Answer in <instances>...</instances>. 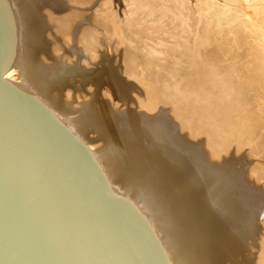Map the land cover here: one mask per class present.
<instances>
[{
	"label": "bare ground",
	"instance_id": "obj_1",
	"mask_svg": "<svg viewBox=\"0 0 264 264\" xmlns=\"http://www.w3.org/2000/svg\"><path fill=\"white\" fill-rule=\"evenodd\" d=\"M7 1L16 41L4 76L41 100L95 156L111 191L149 223L166 264H264V187L255 177L260 165L247 168L241 157L231 159L222 115V108L248 113L250 98H264V0L133 4L145 13L130 16L128 9V28L143 17L157 30L172 26V46L187 56L188 72L164 79L147 76L146 65L134 61L138 46L122 34L120 20L115 28L103 21V32L88 35L89 10L55 12L53 20L55 1ZM113 1L120 4H104ZM61 20L70 30L58 50L75 53L62 57L53 48L56 58L48 62L37 42L50 31L58 36L53 24ZM81 40L91 54L86 62ZM243 43L244 60L225 71L212 50L223 45L232 52ZM144 49L148 66L161 51ZM225 98L231 102L222 107Z\"/></svg>",
	"mask_w": 264,
	"mask_h": 264
},
{
	"label": "water",
	"instance_id": "obj_2",
	"mask_svg": "<svg viewBox=\"0 0 264 264\" xmlns=\"http://www.w3.org/2000/svg\"><path fill=\"white\" fill-rule=\"evenodd\" d=\"M15 32L0 0V264H166L149 223L95 156L10 83Z\"/></svg>",
	"mask_w": 264,
	"mask_h": 264
},
{
	"label": "rangeland",
	"instance_id": "obj_3",
	"mask_svg": "<svg viewBox=\"0 0 264 264\" xmlns=\"http://www.w3.org/2000/svg\"><path fill=\"white\" fill-rule=\"evenodd\" d=\"M50 1L51 2L55 1L58 5V6H56L53 4L49 7V13L50 14L55 13V12L60 13L63 10H66L69 13L72 12L73 10L74 11H77L80 9L85 10V11L89 10V14L87 16L88 19L84 23L85 26H88L87 27L88 28L87 29L88 35L90 33L95 32V31L101 32L102 30L99 29V25L103 21H105V23H106L107 20H109L108 21L109 23L107 22L106 26H110L111 28H115L117 26L116 25L117 23H115V22H118L120 20V22L124 26V28H123V26L120 25L121 23L118 22V24L121 26V30L123 32L122 34L127 36V40H131V41H129V44H131V45L134 44V45L138 46L137 47L138 51L135 50L137 52H135L136 57L134 58V61L137 64L139 63L143 66L146 65L144 72H146L148 74L147 76L151 77V75H153L154 77L152 76V78L156 79L161 74L163 76L162 78L164 79V78H170L172 74H177V76L179 77V76H182L188 72L189 69H188L187 56L183 55V53H182V51H180L179 47L175 48V46L174 47L172 46L173 45L172 44L173 39H174L173 38V35H174L173 31L174 30L171 28L172 26H169L167 28L165 27L166 33H163V31L165 32V28H161V29L158 28V27H160L159 24H157L158 26H156L158 28V30L156 28L150 26L152 29H154V30H152L149 27V25L147 24V22H145V20H142V19H144V17L142 19L140 18L142 21L138 20V22H136L137 24L134 23L135 25L134 26L132 25V28L138 26L137 28L132 29L131 26L129 28L126 26V22H127L126 18L127 17H125V15L127 16L128 12L132 11L130 16H137L140 13V15H138L140 17L143 16L142 13H145L144 8L143 9L139 8V9H137V11H134L133 9H131L132 7H134L133 4H135L136 2L137 3L141 2L142 0H120V4L118 6L115 5V3L113 1L112 4H110V7L108 6L109 5L108 1H110V0H97L96 2H95V0H66L70 4H67L66 2H62V0H50ZM104 3H106L108 5H105ZM103 6H105V10H104ZM106 6H108V7H106ZM58 8H60V10H57ZM106 8H107V10H106ZM128 9H131V10L128 11ZM108 15H110L111 17ZM55 16H56V14H52L53 20H54ZM105 16H107V19ZM92 17H93V19H92ZM111 18H113V20ZM116 18L118 20H116ZM56 19H58V18L56 17ZM122 19L123 20L126 19V20L123 21ZM197 20L198 21L196 22L197 23L196 28L199 25V18ZM93 21H95V22L93 23ZM110 21L113 22L112 26L110 25L111 24ZM142 22H145V23H142ZM95 23H97L98 26ZM53 25L56 26L55 31L58 32V36H55L50 31L51 34H49L50 35L48 38L49 40L47 39L46 41H44L41 38H39L38 42H37V46L40 49V52L41 53L43 52L45 54V58H47L46 61H48V62L55 60L56 54H54V49H55V51L59 49V47L61 46V44H60L61 40L63 38H65L66 36H68L69 30H70V24H68V22L65 20L58 21V23H54ZM93 27H95V28H93ZM142 27L144 28V30L142 29ZM97 28H98V31H97ZM146 28L148 29V32H147ZM169 28H170V30H169ZM167 30H169V31H167ZM150 31H151V33H153V31L155 33L151 34ZM119 34L120 33H118L117 36H119ZM134 34L137 38L134 36ZM149 34L151 36H148ZM165 34H167V35H165ZM34 35L35 34H33V36ZM154 35H155V37L157 36L155 38L156 40L154 39ZM162 35H164V37ZM166 36H168V37H166ZM145 37H146V40L148 39L147 41H144ZM148 37H150V38H148ZM106 38H105V40H106ZM85 39H87V38H85ZM85 39H83V40H85ZM97 39L99 42H102V39H100L99 35H98ZM141 39H143V40H141ZM83 40L80 41V44L82 46V50L84 52V54L83 53L81 54V60H83V58H84L83 61L86 62L88 60L87 58L91 57V54L88 51V49L86 48V45L84 44L86 42H84V43L82 42ZM88 40H90V36H88ZM132 40H134L135 42L137 41V42L134 43ZM150 40H152L151 42H153L155 44V46H153V44H151V42H149ZM143 41H144V44H142ZM166 41H168V42H166ZM170 41H171V43H170ZM168 43L171 44V46ZM166 44H167V46H166ZM97 45H98V43H97ZM151 45H152V48H155V50L156 49L160 50L161 53H159L158 57H156L157 60H156V58L155 59L153 58L150 60L151 62L148 61L149 62V65H148L149 67H148L147 66V60L145 59L146 57L144 56L143 53H144V50H146V49H144V47L149 48V47H151ZM168 46L170 48H168ZM171 48H174V50H172ZM49 49H51L53 51H51V52L47 51ZM244 49H245V44L243 43L241 48L238 47L237 49H235L236 51L234 50L232 52H229V51H227L226 46H223V45H220L219 47H215L214 50H212V51L218 60V64L221 65L223 68L225 67V71H227V70L234 69L235 67H237L239 65V61L244 60V52L246 50V49L245 50ZM58 53L60 54V56L64 57V56H69V55L73 56V53H75V52L69 51L66 49H62V50H58ZM95 53H96V51H95ZM173 53H175V54H173ZM221 54H222V56H221ZM159 55H161V56H159ZM154 61H156V62H154ZM158 61L159 62L161 61L163 63H161V62L158 63ZM89 63H90V61H88L86 64L89 65ZM229 64L231 67L229 66ZM156 65H158V68H156L157 67ZM167 65H168V67H166ZM154 66H155V68H154ZM177 69H179V70H177ZM180 69H182V70H180ZM168 75H170V76H168ZM254 97L250 98V101H249L251 109H249L248 113H245L243 115H238V114L234 113L233 111L228 110L227 108H225V109L222 108L223 118H224V120L226 119L225 121H227L226 122V125H227L226 131H224V135H225L224 138H226L230 147H232L234 149L232 156H231L232 157L231 159H233V158L239 159V157H241L243 163L245 164V166L247 168L250 166H253V164H255V163H258L260 165V168L255 172V177H256L257 181L258 180L262 181L260 185H262L264 187V98H263V96H257V95ZM223 100H224V102H222V107L224 104H228L229 102H231V100L228 98H225ZM246 146H247V148H246ZM252 160H253V162H252ZM261 169H262V171H261ZM261 205L264 207V192H263V201H262ZM261 221H262V219H261Z\"/></svg>",
	"mask_w": 264,
	"mask_h": 264
}]
</instances>
